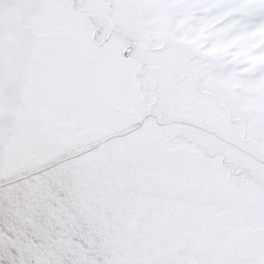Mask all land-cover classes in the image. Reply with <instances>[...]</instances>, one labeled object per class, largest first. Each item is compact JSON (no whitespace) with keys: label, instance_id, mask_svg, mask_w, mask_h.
Returning <instances> with one entry per match:
<instances>
[{"label":"snow or ice","instance_id":"snow-or-ice-1","mask_svg":"<svg viewBox=\"0 0 264 264\" xmlns=\"http://www.w3.org/2000/svg\"><path fill=\"white\" fill-rule=\"evenodd\" d=\"M0 264H264V0H0Z\"/></svg>","mask_w":264,"mask_h":264}]
</instances>
